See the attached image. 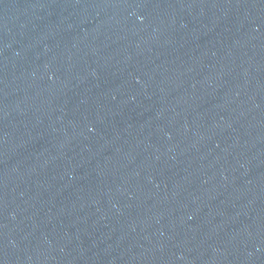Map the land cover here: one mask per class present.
I'll return each mask as SVG.
<instances>
[{"label": "water", "instance_id": "1", "mask_svg": "<svg viewBox=\"0 0 264 264\" xmlns=\"http://www.w3.org/2000/svg\"><path fill=\"white\" fill-rule=\"evenodd\" d=\"M264 158V0H0V264H127Z\"/></svg>", "mask_w": 264, "mask_h": 264}]
</instances>
